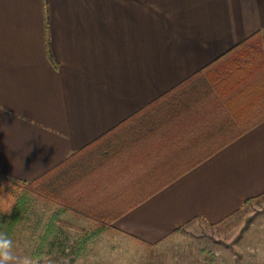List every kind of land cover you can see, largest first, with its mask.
<instances>
[{
  "label": "crops",
  "instance_id": "1",
  "mask_svg": "<svg viewBox=\"0 0 264 264\" xmlns=\"http://www.w3.org/2000/svg\"><path fill=\"white\" fill-rule=\"evenodd\" d=\"M258 34L264 0H0V179L65 167V217L145 244L223 225L264 194V51L219 62Z\"/></svg>",
  "mask_w": 264,
  "mask_h": 264
},
{
  "label": "rangeland",
  "instance_id": "2",
  "mask_svg": "<svg viewBox=\"0 0 264 264\" xmlns=\"http://www.w3.org/2000/svg\"><path fill=\"white\" fill-rule=\"evenodd\" d=\"M23 188L0 179V200L7 194L17 202ZM27 200L28 211L13 234L12 253L17 257L13 264H23L24 257L30 264H264V199L249 203L221 226L196 221L157 244L107 229L82 247L84 234L97 226L89 228L79 219L65 217L62 205L36 194H29ZM58 213L54 234L41 245Z\"/></svg>",
  "mask_w": 264,
  "mask_h": 264
},
{
  "label": "trees",
  "instance_id": "3",
  "mask_svg": "<svg viewBox=\"0 0 264 264\" xmlns=\"http://www.w3.org/2000/svg\"><path fill=\"white\" fill-rule=\"evenodd\" d=\"M264 51V35L258 34L248 41L241 43L239 46L234 48V50H231L230 52L226 53L224 56H222L219 60L221 64L223 62H230L231 66L234 69H239V65L242 64V66H248L251 63L261 64L260 58L262 57V52ZM228 59V60H226ZM255 62H253V60ZM246 63V64H244ZM256 64V65H257ZM241 67V66H240ZM232 68L227 67L226 71L228 78H235V74L233 72ZM218 75L221 76V72L217 71ZM237 72V71H236ZM72 160L70 159L66 164L71 165ZM65 167H61L59 170H62ZM54 170L50 172L49 174L40 177L33 182L30 183H20L23 185V194L22 197H19L17 202L12 201V197L10 195H7L3 198V200H0V233L5 234L8 238L13 240V234L17 231V229L20 226V223H22L24 219V215L28 211V196L29 194H36L42 198H45L47 200H50L54 203H57L59 205H62L64 208V212H67V210L81 212L78 208H73V202H72V196L67 194L64 189L66 182L64 181V176L60 175V171ZM69 188V187H67ZM68 195V196H67ZM264 198V194L262 196V199ZM66 202H65V200ZM251 202H248L249 204ZM84 212H88V210H84ZM60 213V212H59ZM59 213L55 216H53L52 220L50 221V224L47 228V232L45 234L44 241L41 245H44L47 243V240L49 237H51L55 232L54 223L56 222V219L59 215ZM63 213V212H62ZM94 220L101 222L95 228L94 232L85 233L82 240L80 241V247L85 246V244L91 240L94 239L101 234L105 233L108 230H110V222L107 221H101L97 218H93ZM190 225V224H188ZM186 225V226H188ZM184 226V227H186ZM183 228V227H182ZM181 229V228H180ZM180 229L178 231H180ZM42 247L39 248V255H42Z\"/></svg>",
  "mask_w": 264,
  "mask_h": 264
},
{
  "label": "clouds",
  "instance_id": "4",
  "mask_svg": "<svg viewBox=\"0 0 264 264\" xmlns=\"http://www.w3.org/2000/svg\"><path fill=\"white\" fill-rule=\"evenodd\" d=\"M12 240L5 234L0 233V264H13L17 260L12 253ZM23 264H30L28 257L23 258Z\"/></svg>",
  "mask_w": 264,
  "mask_h": 264
}]
</instances>
